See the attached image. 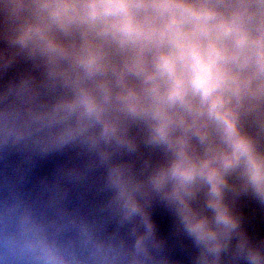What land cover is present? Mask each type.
Returning <instances> with one entry per match:
<instances>
[{
	"label": "clouds",
	"instance_id": "clouds-1",
	"mask_svg": "<svg viewBox=\"0 0 264 264\" xmlns=\"http://www.w3.org/2000/svg\"><path fill=\"white\" fill-rule=\"evenodd\" d=\"M72 150L48 211L0 206V264H172L157 205L192 264H264V0H0V157Z\"/></svg>",
	"mask_w": 264,
	"mask_h": 264
},
{
	"label": "water",
	"instance_id": "water-1",
	"mask_svg": "<svg viewBox=\"0 0 264 264\" xmlns=\"http://www.w3.org/2000/svg\"><path fill=\"white\" fill-rule=\"evenodd\" d=\"M82 163V158L72 151L54 154L49 157L29 160L23 153L11 151L0 157V206L7 207L16 200L23 201L38 214L48 211L47 194L42 190V182L53 183L60 169L71 168ZM99 173L90 185H63L67 198L63 206L70 212L91 217L100 206L103 195L98 193L95 184L98 183ZM243 210L250 216L249 231L258 238H264V212H260L252 203H245ZM153 218L157 224L158 235L166 241V253L172 264H192L194 251L186 239L173 235V219L162 207L153 208ZM9 224L8 228L11 229ZM113 224L106 229L111 231ZM72 233H66L64 239L72 240ZM6 264H17L14 258L5 253Z\"/></svg>",
	"mask_w": 264,
	"mask_h": 264
}]
</instances>
